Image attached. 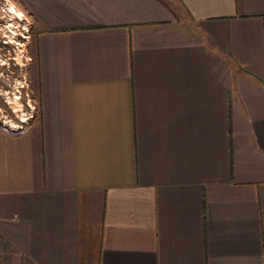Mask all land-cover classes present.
<instances>
[{
	"label": "crops",
	"instance_id": "obj_1",
	"mask_svg": "<svg viewBox=\"0 0 264 264\" xmlns=\"http://www.w3.org/2000/svg\"><path fill=\"white\" fill-rule=\"evenodd\" d=\"M37 111L0 125V264H264V0H16Z\"/></svg>",
	"mask_w": 264,
	"mask_h": 264
},
{
	"label": "rangeland",
	"instance_id": "obj_2",
	"mask_svg": "<svg viewBox=\"0 0 264 264\" xmlns=\"http://www.w3.org/2000/svg\"><path fill=\"white\" fill-rule=\"evenodd\" d=\"M16 3V0H13ZM7 0H0V54L6 60L5 63L0 58V125L10 123L17 125L21 123L20 110H16L15 104L9 102V96H14L16 92L20 95L23 108L29 107L27 101L37 103L34 97V66L36 61L35 33L37 31L36 22L29 13L24 12L27 19L15 21L17 34L12 38L8 31V21L10 17L5 10ZM17 4V3H16ZM18 5V4H17ZM19 6V5H18ZM25 23L28 28H25ZM26 33V36L23 34ZM27 34H29L27 36ZM14 104V105H13ZM27 106V107H25ZM37 111V109H36ZM27 118L31 121L36 117ZM24 120V121H25ZM3 127V126H2Z\"/></svg>",
	"mask_w": 264,
	"mask_h": 264
},
{
	"label": "bare ground",
	"instance_id": "obj_3",
	"mask_svg": "<svg viewBox=\"0 0 264 264\" xmlns=\"http://www.w3.org/2000/svg\"><path fill=\"white\" fill-rule=\"evenodd\" d=\"M5 10L10 17V20L8 21V25H7L8 31L11 34V37L13 38L17 34L16 33L17 30L14 24L15 21L13 22V19L16 18L18 21L24 20V19H27V16L24 13V11L13 0H7ZM25 28H28L27 23H25ZM23 34L26 36V33H23ZM28 35L29 34H27V36ZM0 58H1V61L5 63L6 60L1 56V54H0ZM8 100L9 102L15 104L16 110H20L19 115L22 120H25L28 118L29 112L23 108L22 103L20 101V95L18 92H16L13 97L9 96Z\"/></svg>",
	"mask_w": 264,
	"mask_h": 264
},
{
	"label": "built area",
	"instance_id": "obj_4",
	"mask_svg": "<svg viewBox=\"0 0 264 264\" xmlns=\"http://www.w3.org/2000/svg\"><path fill=\"white\" fill-rule=\"evenodd\" d=\"M29 107H27V109L29 111H31V114L29 117H32L34 116V112H36V109H37V105L34 103V102H30V101H27ZM24 106V105H23ZM27 120V119H26ZM24 121V120H21V123L17 124V125H11L10 123H2V126L7 130V131H10V132H19L21 131L22 129H25L26 127H28L30 121Z\"/></svg>",
	"mask_w": 264,
	"mask_h": 264
}]
</instances>
